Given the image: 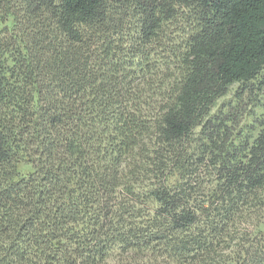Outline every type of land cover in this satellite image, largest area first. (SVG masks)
Wrapping results in <instances>:
<instances>
[{
    "label": "trees",
    "instance_id": "16d2710c",
    "mask_svg": "<svg viewBox=\"0 0 264 264\" xmlns=\"http://www.w3.org/2000/svg\"><path fill=\"white\" fill-rule=\"evenodd\" d=\"M109 260L264 264V0H0V264Z\"/></svg>",
    "mask_w": 264,
    "mask_h": 264
},
{
    "label": "rangeland",
    "instance_id": "374dc122",
    "mask_svg": "<svg viewBox=\"0 0 264 264\" xmlns=\"http://www.w3.org/2000/svg\"><path fill=\"white\" fill-rule=\"evenodd\" d=\"M249 95H253V93H244L242 98L238 99L239 102H237V94L232 90L225 97L218 100L216 109L225 113L237 112L238 115L242 116L241 120L243 123L251 122L252 117L263 114V109L259 105H256V103H251V100H248ZM104 264L118 263L113 260H109Z\"/></svg>",
    "mask_w": 264,
    "mask_h": 264
}]
</instances>
